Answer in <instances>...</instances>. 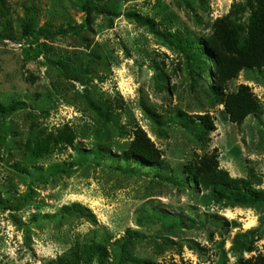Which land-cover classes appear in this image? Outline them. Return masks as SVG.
I'll use <instances>...</instances> for the list:
<instances>
[{
  "label": "rangeland",
  "instance_id": "374dc122",
  "mask_svg": "<svg viewBox=\"0 0 264 264\" xmlns=\"http://www.w3.org/2000/svg\"><path fill=\"white\" fill-rule=\"evenodd\" d=\"M245 1L0 0V264L264 255V199L215 200L184 169L215 154L232 178L261 175L264 197V67L220 88L209 47L218 20L247 25L231 12ZM241 84L261 111L238 126L223 101ZM139 131L155 162L130 156Z\"/></svg>",
  "mask_w": 264,
  "mask_h": 264
},
{
  "label": "trees",
  "instance_id": "16d2710c",
  "mask_svg": "<svg viewBox=\"0 0 264 264\" xmlns=\"http://www.w3.org/2000/svg\"><path fill=\"white\" fill-rule=\"evenodd\" d=\"M88 12L91 9L87 8ZM249 11L248 22L245 27L237 25L229 17L222 18L216 23V40L209 41V47L217 66L216 81L218 87L224 88L225 84L235 78L237 74L245 68L264 67V0H246L244 4L236 5L231 11L236 17ZM138 23L144 25L142 17H135ZM24 31H29V26L24 24ZM245 31V36L241 33ZM224 108L232 123L242 125L245 118L250 114L260 113L259 101L247 85H239L236 91L227 93L224 101ZM18 105L13 104L11 109ZM6 110L0 103V112ZM107 118V115H104ZM205 123L211 129L213 122L208 116H203ZM66 132V131H65ZM68 136L67 132L62 137ZM72 143V138L65 139ZM48 139H38L32 152L36 155L48 153L50 150ZM29 148V145H28ZM130 156L144 161L155 162L158 159V150L142 131H139L128 149ZM127 158V157H125ZM185 171L194 175L195 180L204 188L211 189L213 198L218 200L223 197L224 190L230 187L229 199L234 203L249 205L255 204L264 199L260 191L252 188V184L261 183V175H257L253 170L249 171L246 178H232L228 172L219 168L217 156L215 154H204L195 163H188L184 167ZM240 264H264V255L258 254L247 259H241Z\"/></svg>",
  "mask_w": 264,
  "mask_h": 264
}]
</instances>
